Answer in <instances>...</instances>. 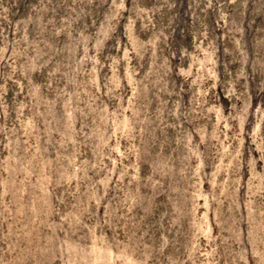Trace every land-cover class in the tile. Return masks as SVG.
Here are the masks:
<instances>
[{
    "label": "rangeland",
    "instance_id": "1",
    "mask_svg": "<svg viewBox=\"0 0 264 264\" xmlns=\"http://www.w3.org/2000/svg\"><path fill=\"white\" fill-rule=\"evenodd\" d=\"M0 264H264V0H0Z\"/></svg>",
    "mask_w": 264,
    "mask_h": 264
}]
</instances>
